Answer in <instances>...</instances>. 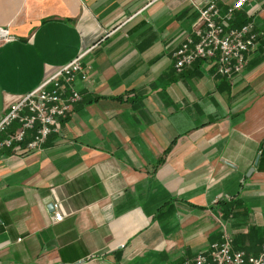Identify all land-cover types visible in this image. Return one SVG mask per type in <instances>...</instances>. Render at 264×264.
<instances>
[{
    "label": "crops",
    "instance_id": "crops-1",
    "mask_svg": "<svg viewBox=\"0 0 264 264\" xmlns=\"http://www.w3.org/2000/svg\"><path fill=\"white\" fill-rule=\"evenodd\" d=\"M205 2L0 0L13 36L0 42V119L81 52L87 69L73 82L81 100L40 150H0V262L183 264L224 231L234 249L260 251L264 0L234 12L257 32L239 74L214 59L177 73L172 53Z\"/></svg>",
    "mask_w": 264,
    "mask_h": 264
},
{
    "label": "built area",
    "instance_id": "built-area-1",
    "mask_svg": "<svg viewBox=\"0 0 264 264\" xmlns=\"http://www.w3.org/2000/svg\"><path fill=\"white\" fill-rule=\"evenodd\" d=\"M248 2L235 0L225 12L220 10L218 0H206L203 6L198 7L199 22L193 35H188L172 53L174 70L181 73L198 60L214 59L219 74L225 77L239 74L245 66L246 53L255 46L257 39L250 18L240 25L233 24L234 12ZM11 39L13 36L8 29L0 27V42ZM84 54H77L9 105L0 119V133L14 121L19 125L0 139V150L17 153L38 151L50 134L60 131L61 118L82 98L73 82L79 74L82 79H87V69L82 65ZM30 130L32 136L26 139ZM53 207V221L61 220L59 202H54ZM232 243V235L224 231L221 239L211 243L208 250L186 259L183 264H264V244L257 254H249L243 249H234Z\"/></svg>",
    "mask_w": 264,
    "mask_h": 264
},
{
    "label": "trees",
    "instance_id": "trees-1",
    "mask_svg": "<svg viewBox=\"0 0 264 264\" xmlns=\"http://www.w3.org/2000/svg\"><path fill=\"white\" fill-rule=\"evenodd\" d=\"M245 21H246V20L242 21V22L239 23V24H242V23H244ZM161 161H162V158L158 160V163H160Z\"/></svg>",
    "mask_w": 264,
    "mask_h": 264
},
{
    "label": "water",
    "instance_id": "water-1",
    "mask_svg": "<svg viewBox=\"0 0 264 264\" xmlns=\"http://www.w3.org/2000/svg\"><path fill=\"white\" fill-rule=\"evenodd\" d=\"M251 170V169H250Z\"/></svg>",
    "mask_w": 264,
    "mask_h": 264
}]
</instances>
